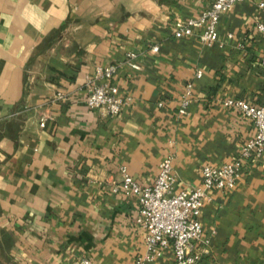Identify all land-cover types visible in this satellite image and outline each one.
<instances>
[{"label": "crops", "instance_id": "0c3cea01", "mask_svg": "<svg viewBox=\"0 0 264 264\" xmlns=\"http://www.w3.org/2000/svg\"><path fill=\"white\" fill-rule=\"evenodd\" d=\"M212 2L0 0V264H134L144 233L137 199L112 192L119 167L150 185L171 156L175 188L190 189L253 137L223 101L264 103V0L223 13L213 46L173 37L176 20ZM127 52L140 69L122 65L110 84L131 103L115 116L89 110L86 81ZM200 221L203 237L214 234L199 264H264V160L233 190L208 192ZM146 264H173L171 250Z\"/></svg>", "mask_w": 264, "mask_h": 264}, {"label": "built area", "instance_id": "2783aa9c", "mask_svg": "<svg viewBox=\"0 0 264 264\" xmlns=\"http://www.w3.org/2000/svg\"><path fill=\"white\" fill-rule=\"evenodd\" d=\"M246 1L249 0H213L197 16L176 20L172 35L175 39L197 37L203 45L213 46L218 41L216 28L222 14L234 5ZM259 6L263 7V4ZM256 30L264 35V23H257ZM152 51L157 52L158 47L154 46ZM122 65L138 71V54L127 52L121 63L97 67L93 76L86 81L85 104L89 110L115 116L131 103L129 96L120 95L117 87L110 84V80ZM261 65L264 71V60ZM201 75V71L197 70L194 77L200 78ZM59 98L60 95L57 96ZM191 100L192 84L187 83L178 108L179 115L186 113ZM223 106L241 113L253 124L255 133L229 162L219 167L203 166L199 186L190 189L175 188L171 156L164 157L160 162L150 185L137 183L125 166L119 167L120 182L112 187V192L137 199L135 226L144 233L145 250L135 258L134 264L153 262L168 249L172 252L173 264H199L208 254L211 236L214 234L212 231L210 236L203 237L200 221L201 208L207 193L233 190L247 164L257 158L264 160V103L253 106L240 99L228 98L223 101ZM43 125L44 120L40 123V126ZM77 264H90V261L84 258Z\"/></svg>", "mask_w": 264, "mask_h": 264}, {"label": "rangeland", "instance_id": "374dc122", "mask_svg": "<svg viewBox=\"0 0 264 264\" xmlns=\"http://www.w3.org/2000/svg\"><path fill=\"white\" fill-rule=\"evenodd\" d=\"M0 242H2L3 244L8 243V239L6 236H4V234L2 233V231L0 230ZM2 257V254L0 252V258Z\"/></svg>", "mask_w": 264, "mask_h": 264}]
</instances>
